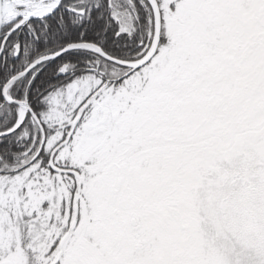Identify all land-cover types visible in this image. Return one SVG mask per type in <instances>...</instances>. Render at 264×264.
Here are the masks:
<instances>
[{
	"label": "snow or ice",
	"instance_id": "obj_1",
	"mask_svg": "<svg viewBox=\"0 0 264 264\" xmlns=\"http://www.w3.org/2000/svg\"><path fill=\"white\" fill-rule=\"evenodd\" d=\"M0 264H264V0H0Z\"/></svg>",
	"mask_w": 264,
	"mask_h": 264
}]
</instances>
